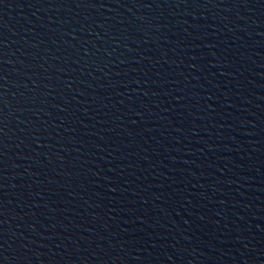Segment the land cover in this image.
<instances>
[{"label":"water","instance_id":"obj_1","mask_svg":"<svg viewBox=\"0 0 264 264\" xmlns=\"http://www.w3.org/2000/svg\"><path fill=\"white\" fill-rule=\"evenodd\" d=\"M0 264H264V0H0Z\"/></svg>","mask_w":264,"mask_h":264}]
</instances>
